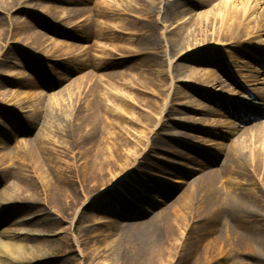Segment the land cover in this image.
<instances>
[{
    "label": "bare ground",
    "instance_id": "bare-ground-1",
    "mask_svg": "<svg viewBox=\"0 0 264 264\" xmlns=\"http://www.w3.org/2000/svg\"><path fill=\"white\" fill-rule=\"evenodd\" d=\"M31 2L39 4L37 11L40 16L30 13L29 18L33 19L42 31L34 30L35 24L32 21L20 18L21 14L30 10ZM82 4L91 7L86 12L80 8H64ZM93 4L95 8H92ZM209 5H212L211 10H202ZM196 10L201 12L194 14ZM79 23L83 25L80 26ZM0 26V76L4 73L1 68L8 63L7 58L2 56L1 50L10 49L12 40H17L22 48L37 53L42 58L41 61L45 62L44 60L53 57V51L58 48L57 43L50 44L52 47L48 45L52 38L86 40L88 36H84V30L96 28L97 33L89 36L98 40L95 70H104L110 63L123 65L134 59L144 58V63H147L152 75L169 78L174 95L185 100L179 103L177 108L173 107V104L169 107L166 105L167 109L165 108L160 118L162 121L159 120L152 131L156 141L146 143L132 168L124 171L123 174H117V171L123 168L122 158L130 153L126 147L129 137L116 134L108 127L105 129L102 122L103 115L100 114L102 107L89 102L86 105L76 103L71 106H65L63 102L55 107L50 104L45 105L43 100L35 103L31 107L32 114L27 118L28 127L33 129L41 121L42 125L34 139L26 140L22 147L15 149L16 158H14L19 162L22 170L16 180L10 184L8 192L0 194V202L4 200L7 202V207L4 209L6 212L0 207V217L10 219L9 215L17 210L15 203L28 201L27 198H31L34 202H46L45 204L52 205L60 201L64 203L65 197L71 194V192L65 193V190L75 186L82 189L85 198L80 208L83 211L106 194L130 186L134 172L139 171L140 165L145 164L146 158L154 157L157 149L155 145H160V148L158 147L160 151L173 155L174 146L165 140L157 141V137L161 136L159 134L161 129H174L170 125L171 119L164 120V117L170 110L175 109L179 115L193 116V120L189 117L175 120L182 132L194 134L193 139L189 141L181 134H173L174 138L176 136L178 141L185 144L186 150L195 152L196 156L188 159V164L164 161L165 167L169 170L168 172L165 169L168 175L174 173L182 177L180 181L174 182L175 188H188V193L175 198L179 204L177 214L182 215L183 220L188 207L190 209L193 205H199L197 213L215 218L213 212L218 205L221 214L224 213L230 218L235 213L233 206L241 205V222L248 224V228L253 230L252 232L249 229L245 230L247 238L241 241L243 247L255 253L264 251V228L261 227V224L264 226V166H262L264 132L261 130L264 128V122L248 129L242 127L243 123L264 119V0H0ZM206 52H211L212 55L204 62L208 69L200 72L186 64L199 60L198 58L203 57ZM174 56L178 59L175 63L169 61L168 70L160 69V63L171 60ZM246 57L256 59L260 69L250 67L249 62L242 61ZM44 64L51 73L60 72H58L60 62L58 66L53 67L48 63ZM236 65L237 69L234 70ZM213 66H216L220 72L224 71L228 79L231 78L228 72L231 74L230 68L233 69L232 72L236 74L235 85L240 90L244 89L247 94L250 93L254 100H260L258 101L260 103H253L243 95L244 93L233 91L230 99L221 100L219 92L225 90L227 81L225 76L217 72L218 70L212 69ZM224 67L228 68L226 69L228 72ZM77 70L75 67L72 69V71ZM40 71L43 69L40 68ZM57 75L61 76V74ZM16 77V74L9 75L10 80L7 82L13 85V79ZM231 79L233 80V77ZM29 84L33 85V82L30 81ZM124 86L128 87V84L125 82ZM110 91L106 93V99L113 95L114 89L110 88ZM114 94L119 96V93ZM197 96H201L205 101ZM227 101L234 103L229 104ZM211 104L228 110L243 123H226L227 121L222 119L206 118V116H219L218 111L214 110ZM134 132V135L133 132L130 134L131 137H136L137 142L143 140V131ZM241 132L243 134L233 141L230 147L221 142ZM248 133L253 135L249 137ZM173 134L170 135L173 137ZM195 134L210 135L217 140L206 141ZM70 140L74 143L66 144L71 142ZM258 140L262 141L261 145L256 144ZM3 145L6 146L4 142ZM61 147L66 155H74V149H78V165L73 164L71 168L66 169L60 166L61 161L55 158L54 151ZM214 149L217 152L214 153L215 158L221 160L224 158L225 165L220 170H205L208 166L200 162L198 155L209 153ZM247 169L255 172L261 169L262 177L256 180V185L260 187L257 201L252 197V192L245 189L244 183L239 180L241 173ZM200 171H202L201 176L188 181ZM235 176L236 178L228 180L226 189L230 191L227 193V190L220 186V182ZM150 187L155 188L154 185ZM99 189L101 192L95 194ZM151 191L154 194L148 197L152 199L154 206L165 203V198L155 195V190L150 189ZM257 192L258 190L253 196ZM91 194L94 195L90 197ZM71 198H77V194L76 197L72 194ZM77 215L70 219V230L75 226ZM162 217V213H159L150 219L149 225L134 226L133 229L137 232L131 236V243L139 248V252L132 257L130 251L132 248H129L131 244L121 250L119 257L122 264H126L130 259L136 264L160 262L163 264L162 258H165V255L172 251V247L178 244L181 222L177 220V224L173 223L168 217L162 225ZM250 219L259 223L257 231L253 229V225H250L252 223ZM22 220L19 224L15 223V226L18 230L27 232L31 222ZM117 226L118 224L114 223L110 232H113ZM250 233H252L251 237ZM1 234L6 236L9 242L2 251L6 259L0 263L24 264L23 254L28 253L25 246L22 244L11 246L13 238L10 237L9 230H4ZM62 234L67 240L66 236L69 232ZM106 243L108 249L116 250L117 255L116 242L113 243V247ZM255 253L252 255L255 256Z\"/></svg>",
    "mask_w": 264,
    "mask_h": 264
},
{
    "label": "rangeland",
    "instance_id": "rangeland-1",
    "mask_svg": "<svg viewBox=\"0 0 264 264\" xmlns=\"http://www.w3.org/2000/svg\"><path fill=\"white\" fill-rule=\"evenodd\" d=\"M89 7L91 5L86 4L85 6V4H82L77 7L64 8H80L86 12ZM38 8V3H29L30 10H26V14L24 12L20 15V18L32 21L35 24L34 30L42 31L40 26L29 18L30 13L38 16ZM92 8H95L94 4ZM211 9L212 5H209L202 10L208 11ZM200 12L201 10H196L194 14ZM79 24L80 26L83 25V23ZM94 33H97L96 28L92 30L90 28L85 29L84 36H88L86 40L60 38V40H57V37L52 38L48 45L52 47L50 44L57 43L58 48L53 51V57L44 60L45 62L41 61L42 58L37 53L22 48L17 40H12L13 43L10 49L5 50L2 48L1 54L7 58L8 63L1 68L4 73L0 76V194L8 192L10 184L16 180L22 170L21 165L15 159V149L22 147L26 140L34 139L42 125L41 121L33 129L28 127L27 118L32 114L31 107L35 103H40L43 100L45 105L50 104L55 107L63 102H65V106L76 103L86 105L89 102L98 105L100 108L102 107L100 114L103 115L102 122L105 129L108 127V129H113L116 134L129 137L126 147L130 153L129 155L125 154L122 158L123 168L117 171V174H123L124 171L132 168L134 161L141 155L143 146L146 143L156 141V137L152 136V131L158 124L162 112L165 108L167 109L166 105L169 107L173 104V107L177 108L179 103L185 101L174 95L169 78L152 75L147 63H144V58L134 59V61L123 65L110 63L104 70H95L98 40L89 37ZM102 44L104 43L102 42ZM85 53H87L86 56ZM211 56V52H206L203 57L198 58L199 60L192 63L186 62V64L201 72L209 68L204 65V62ZM177 59L178 57L174 56L171 57V60L160 63V69L168 70L169 61L175 63ZM242 61L249 62L250 67L260 69L258 61L252 57H246ZM44 63H48L50 67L59 64L58 68L60 69L58 72H60L57 74H61V76L51 73ZM74 67L78 70L72 71ZM40 68L43 71H40ZM212 69L218 70L217 72L220 75L225 76L224 71L220 72L216 66H213ZM226 69L228 70V68ZM233 69H237V65ZM233 69L230 68L231 74L226 70L228 75H231V78L233 77V80L224 77L227 86L225 90L219 92L221 100L230 99V94L233 91L244 93L243 95L253 103H260L258 102L260 100H254L250 93L247 94L244 89L240 90L235 85L236 74L232 72ZM39 71L40 73H38ZM11 74H16V78H18L13 79V85L7 82L10 80L8 76ZM30 81L33 82V85L29 84ZM125 82L128 87L124 86ZM180 86H182V83H180ZM110 88L114 89V93H119V96L113 93V95L108 96L111 98L106 99V93L111 92ZM60 94H62L61 97ZM197 97L205 101L201 96ZM242 100L244 101V99ZM227 102L229 104L234 103L232 101ZM211 107L218 111L219 116H206V118L222 119L227 121L226 123H243L236 116L229 113L228 110L218 108L214 104H211ZM235 114L237 115V113ZM184 117L189 116L179 115L175 109L170 110L165 114L164 120L171 119V122H169L174 129L159 130L161 136L157 137V141L165 140L171 143L174 146L173 155L160 151L158 149L160 145H155L157 149H155L154 157L146 158L147 164L145 162V164L140 165L139 171L134 172L131 181L133 185H127L126 188L106 194L102 199L100 198L83 211L80 208L85 198L82 189L78 186L68 187L65 190V193L71 192V194L65 197L64 203L60 201L54 205L45 204L46 202H34L31 198H27L28 201H17L15 203L17 210L9 215L11 216L10 219L9 217H0V261L6 259L2 251L3 247L9 242L6 236L1 233L4 230H9L10 237L13 238L11 246L22 244L28 250V253L23 254L24 264H122L119 257L121 250L131 244L129 247L132 248L130 250L131 256L134 257L139 252V248L131 243V236L137 232L133 229L134 226L149 225L151 223L149 221L154 215L162 213V225L168 217L172 219L173 223L181 222V228L179 229L181 234L177 238L178 244L172 247V251L167 253L165 258H162L163 264H264V251L255 253L253 250L244 249L241 242L243 238H247L245 230L253 231L252 228H248V224L241 222V205L233 206L235 208V213L231 216L233 219L224 213L221 214L218 205L213 212L215 218H208L197 213L199 205H193L190 209L188 207L185 210L186 216L183 215V220L182 215L177 214L179 204L175 198L188 193V188H175L174 182L180 181L182 177L174 173L168 175L169 170L165 167L164 161L188 164V159L193 156L196 157L195 152L186 150L184 148L185 144L178 141L176 136L174 138L173 133L175 135L177 133V135L181 134L183 138L189 141L193 139L194 134L182 132L181 128L177 127L175 120ZM189 118L193 120V116ZM263 122L264 119H255L250 123H243L242 127L248 129ZM261 130L264 132V128ZM134 131H143V140L137 142L136 137H131L130 134L133 132L134 135ZM170 134H173V137ZM241 134L243 132L221 142L230 147ZM195 135L206 141L216 142L217 140L210 135ZM252 135L249 134V137ZM3 142L6 146L3 145ZM59 142L63 143L62 141ZM68 143L74 142H66V144ZM261 143L262 141L258 140L256 144L261 145ZM62 149L61 147L54 151L55 158L61 161L60 166L66 169L71 168L73 164L78 165V149H74V155H66ZM214 153H217L215 149L209 153L198 155L200 162L208 166L205 170L216 171L224 167L225 159L215 158ZM190 166L192 167V165ZM262 166H264V162ZM260 170L255 172V170L247 169L239 176V180L244 183L243 187L252 192L255 201L258 200V193H260V187L258 188L256 185V180L262 177ZM201 175L202 171L197 172L188 181L190 182ZM232 178H236V176L223 179L220 186L225 189L228 188L226 187L228 186V180ZM150 185H154L155 188L150 187ZM101 189L97 190L95 194L100 193ZM150 189L155 190V195H161L165 198V203L154 206L152 199L148 197L154 194L152 191L150 192ZM226 190L227 193L230 191ZM257 190V194L253 196ZM72 194L75 197L77 194V198H71ZM92 195L94 194H91L90 197ZM0 207L4 210L7 207V202L5 200L1 201ZM76 211L78 213H75ZM4 212L6 211L4 210ZM75 214H78L75 226L70 230L69 222ZM218 214L220 215L218 216ZM22 219L31 222L27 232H22L15 226V223L19 224L23 221ZM250 221L252 222L250 225H253V229L257 231L259 223L251 219ZM114 223L118 226L115 230L113 229V232H110ZM261 227L264 228L262 224ZM62 232H69L66 236L67 240ZM249 236L251 237L252 233ZM106 242L112 247L113 243L116 242L117 255L114 248V251L111 248L108 249ZM254 253L255 256L252 255ZM126 264L136 263L130 259Z\"/></svg>",
    "mask_w": 264,
    "mask_h": 264
}]
</instances>
